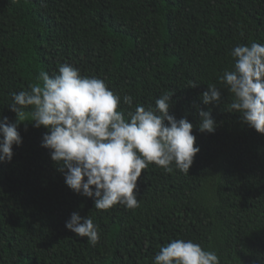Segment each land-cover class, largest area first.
<instances>
[{
    "label": "trees",
    "instance_id": "1",
    "mask_svg": "<svg viewBox=\"0 0 264 264\" xmlns=\"http://www.w3.org/2000/svg\"><path fill=\"white\" fill-rule=\"evenodd\" d=\"M252 42L264 44V0H0V119L17 122L12 94L69 64L120 95L126 117L173 93L169 114L192 123L200 149L188 173L144 169L139 207L98 210L65 185L41 147L46 129L20 118L22 144L0 163V264H154L174 239L215 251L219 264H264V135L231 112L219 81L232 49ZM209 84L221 99L204 105ZM200 110L214 133L198 130ZM73 212L99 226L95 246L65 228Z\"/></svg>",
    "mask_w": 264,
    "mask_h": 264
},
{
    "label": "clouds",
    "instance_id": "2",
    "mask_svg": "<svg viewBox=\"0 0 264 264\" xmlns=\"http://www.w3.org/2000/svg\"><path fill=\"white\" fill-rule=\"evenodd\" d=\"M230 54L233 66L219 77L232 95L229 108L264 135V44L237 45ZM38 79L40 83L29 90L12 94L9 109L17 122L0 119V163H10L13 146L22 144L18 125L27 115L33 127L46 129L41 147L49 150L65 185L75 194L92 198L98 210L115 205L130 210L139 207L134 190L144 169L154 164L168 173L174 168L188 173L200 151L195 146L192 123L169 114L173 93L156 99L155 108L136 105L126 117L119 110L120 95L103 80L82 76L69 64L61 65L53 76L41 71ZM198 85L191 82L190 87ZM220 90L215 84L207 85L200 97L202 103H219ZM122 102L133 107L129 95L123 96ZM198 115V130L214 133L211 111L200 110ZM65 228L87 238L93 246L100 241L99 226L89 216L73 212ZM154 264H219V258L215 251L191 240L174 239L160 248Z\"/></svg>",
    "mask_w": 264,
    "mask_h": 264
}]
</instances>
